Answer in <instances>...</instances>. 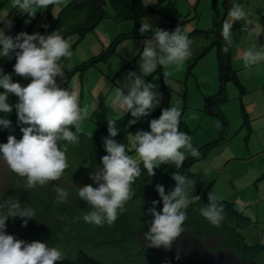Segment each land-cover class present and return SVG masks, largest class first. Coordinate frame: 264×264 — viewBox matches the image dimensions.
I'll list each match as a JSON object with an SVG mask.
<instances>
[{
  "label": "clouds",
  "instance_id": "clouds-1",
  "mask_svg": "<svg viewBox=\"0 0 264 264\" xmlns=\"http://www.w3.org/2000/svg\"><path fill=\"white\" fill-rule=\"evenodd\" d=\"M55 0H13V6L22 14L35 17L38 9H47ZM243 22L241 31L252 34L256 29L241 4H232L227 18L222 22L223 45L221 51L228 53L233 46V26ZM139 33L146 38L141 41L138 64L139 74L130 71L126 74V83L116 88L112 105L125 110L133 117L129 125H134L142 117H148L160 104V94L156 85L146 82L145 77L154 73L158 66H181L192 57V41L182 26L173 31L154 27L152 23L141 22ZM152 33L151 36L146 34ZM15 53L14 72L16 75L31 78L27 86L12 82L10 75L0 69V112L9 114L13 106L8 103V94L18 97L14 105L22 138L17 140L9 135L7 143L0 144V157L9 170L24 179L25 189L45 186L59 181L68 168L67 144H79L80 124L87 117L86 109L80 107L79 91L62 88L57 83L65 80L61 61L72 55L71 45L62 35V30L41 35H29L20 32L14 38L0 32V58H11ZM264 61V48H250L243 52V64L247 69ZM171 73L165 72L164 76ZM182 111L169 106L162 109L159 118L149 121L150 131L137 130L131 134L135 153L139 163L128 152V145L118 142L117 121L107 118L108 136L103 138L106 155L101 158L102 167L96 166L90 179L97 185L78 187L77 196L87 204L82 219L86 223L103 226L115 222L118 214L125 211L127 202L134 195L132 185L142 175V168L148 176L155 175L154 169L161 165H175L176 171L171 178L175 187L165 192L162 185H156L155 191L162 201V211H157L159 201H153L152 207L144 213L151 217L145 224L144 233L148 247L171 248L172 242L184 231L187 209L201 202L194 195L196 181L181 174V168L187 159L186 149L191 157L199 158V149L193 147L191 137L180 130ZM0 126L9 128L11 121L0 119ZM73 129H75L73 131ZM61 142H67L61 147ZM56 193L54 203H67L69 192L60 185H53ZM199 212L211 225L220 227L226 218L225 208L215 195L208 194V203L201 204ZM35 210L19 202L18 195L0 200V264H56L65 259L57 247L39 241L25 242L6 234L9 218H20L26 227L34 219ZM81 217H77L79 220Z\"/></svg>",
  "mask_w": 264,
  "mask_h": 264
},
{
  "label": "trees",
  "instance_id": "trees-1",
  "mask_svg": "<svg viewBox=\"0 0 264 264\" xmlns=\"http://www.w3.org/2000/svg\"><path fill=\"white\" fill-rule=\"evenodd\" d=\"M161 2L162 0H158ZM233 0H222L223 17L215 26L207 30L194 29L186 34L192 41L191 45L203 42L202 51L192 59L187 60L188 76L192 75L194 66L210 50L215 49L219 88L214 95L204 97L202 113L219 120L223 126L222 133L228 125L227 119L222 113V106L227 103V87L233 84L239 93L242 128H246L249 140L251 119L244 105L247 90L238 78L236 70L232 66V47L228 53L221 51L224 43L221 32L222 22L227 18V13ZM109 6L112 12L110 16L105 7ZM151 11L147 10L143 0H71L61 11L57 22L59 29L65 30V35L77 34L81 40L87 34L92 33L95 27L105 19L113 18L115 22H127L147 16ZM193 18L180 16L168 19L160 29L173 31L177 25L185 29ZM151 36L152 33L146 34ZM138 31L118 34L114 40L100 54L81 63L72 70V73H84L100 63H106L116 54L118 47L127 40H144ZM142 51V50H141ZM15 53L11 58H0V69L4 74L10 75L12 82L19 83L21 76L14 72ZM154 74L164 77L163 67L158 66ZM152 75V74H151ZM149 78V77H148ZM66 88V85L62 86ZM4 89L0 88V94ZM162 100L169 96V89L163 83L160 88ZM14 94H8V103L13 106L9 114L0 112V119L11 121L9 128L0 126V144L7 143L9 135L17 140L22 138L18 124L16 109L14 107ZM132 118L130 112L126 116L117 119L116 127L120 130L117 138L126 136L130 129L128 122ZM75 129H73L74 131ZM107 123L100 125L93 136H87L79 132V144L71 145L61 142V147L67 144L68 168L59 181H53L45 186H36L25 189L24 179L12 173L7 176V189L0 195V200L18 195L19 202L30 206L35 210V217L29 220L27 226H22L20 218H9L6 224V234L13 235L16 239L25 242L39 241L48 243L50 247H57L64 254L65 259L56 264H264V245H248L239 230H243L252 224L250 218L245 217L233 202L218 200L225 208L226 218L220 227L211 225L200 215L201 204L208 203V191L202 186L199 174L191 171L193 164L206 160L209 153L221 145L224 134L220 140L198 148L199 158L187 157L182 165L181 174H187L190 179L196 181L194 195L201 197V202L191 205L187 209V220L183 224L184 231L172 242L171 248L165 249L148 247L144 233L148 230L145 224L151 217L144 213L152 207L153 201H159L157 211H162V201L155 191L156 185H162L165 192L175 187V181L163 168L154 169L155 175L150 177L142 168V175L132 185L134 195L127 202L125 211L118 214L117 219L111 225L103 226L86 223L82 219L87 204L80 201L77 192L78 187L97 185L89 177L94 173L96 166L102 167L101 158L106 155L103 138L107 137ZM53 185L63 186L68 192L67 203L55 204L56 196ZM77 217H81L77 220Z\"/></svg>",
  "mask_w": 264,
  "mask_h": 264
},
{
  "label": "rangeland",
  "instance_id": "rangeland-1",
  "mask_svg": "<svg viewBox=\"0 0 264 264\" xmlns=\"http://www.w3.org/2000/svg\"><path fill=\"white\" fill-rule=\"evenodd\" d=\"M71 0H55L47 9H38L35 17L22 14L13 6V0H0V32L15 37L20 32L29 35L39 33L50 34L60 30L57 27L59 15ZM147 10L151 12L140 19L127 22H115L108 18L100 22L92 33L79 39L77 34L62 35L71 45L72 55L61 61L65 73L63 82L57 78L62 87L79 91V102L82 109L87 110V117L80 124V133L93 136L97 128L107 123V118L117 120L127 115L125 110L112 105L116 88L126 83V74L135 71L139 74L140 51L143 40H127L117 49L116 54L108 62L100 63L84 73H72L81 63L100 54L118 34L138 31L141 22L152 23L160 28L168 19L188 16L193 21L185 27L186 34L194 29L207 30L215 26L223 17L222 0H143ZM244 6L246 13L256 29L251 35L243 33V23L235 22L233 26V68L247 90L244 105L251 118L252 134L246 140L248 132L242 128V117L239 103V93L233 84L227 87L228 101L221 108L228 121L225 133L221 122L202 113L204 97L214 95L219 88L218 63L215 49L203 57L188 76V63L181 66L169 65L163 67V73L171 75L163 79L152 73L145 77L146 82L156 85L159 93L163 83L169 89L167 99L160 100L159 106L148 116L142 117L134 125L128 126L129 133L116 140L128 145L129 154L138 161L131 134L137 130L150 131L149 121L159 118L161 110L169 106L178 107L182 111L180 130L186 132L192 139L195 148L211 143L213 140H224L213 149L206 160L192 165L191 171L201 177L202 186L212 192L216 199L233 202L236 208L250 218L252 224L239 232L245 242L252 246L264 245V117L258 115L264 109V61L243 69V52L250 48H264V0H233V4ZM108 14L112 12L105 7ZM66 29V28H62ZM61 29V30H62ZM203 42L191 45L192 59L202 51ZM149 77V78H148ZM259 81H261L259 85ZM31 78L21 77V86H27ZM160 94V93H159ZM18 102L15 97L14 104ZM260 116V117H258ZM133 117L130 119L132 120ZM187 157L190 153L181 149ZM165 172L172 176L175 165H161ZM9 168L0 157V195L7 189Z\"/></svg>",
  "mask_w": 264,
  "mask_h": 264
},
{
  "label": "crops",
  "instance_id": "crops-1",
  "mask_svg": "<svg viewBox=\"0 0 264 264\" xmlns=\"http://www.w3.org/2000/svg\"><path fill=\"white\" fill-rule=\"evenodd\" d=\"M260 63V62H259ZM232 64H233V50H232ZM233 66V65H232ZM243 69H246L245 67H243ZM261 81H259V85H260ZM262 89H264V84H262ZM247 108V107H246ZM249 114V113H248ZM258 115H261V117L263 116L264 117V109L262 111H260V113ZM250 117V115H249ZM260 117V116H258ZM251 119V118H250ZM251 127H252V124H251Z\"/></svg>",
  "mask_w": 264,
  "mask_h": 264
}]
</instances>
